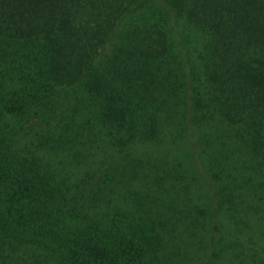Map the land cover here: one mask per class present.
Listing matches in <instances>:
<instances>
[{
  "label": "trees",
  "instance_id": "16d2710c",
  "mask_svg": "<svg viewBox=\"0 0 264 264\" xmlns=\"http://www.w3.org/2000/svg\"><path fill=\"white\" fill-rule=\"evenodd\" d=\"M161 3L0 0V264H204L219 240L156 223L197 225L211 180L210 222L264 255V0Z\"/></svg>",
  "mask_w": 264,
  "mask_h": 264
},
{
  "label": "rangeland",
  "instance_id": "374dc122",
  "mask_svg": "<svg viewBox=\"0 0 264 264\" xmlns=\"http://www.w3.org/2000/svg\"><path fill=\"white\" fill-rule=\"evenodd\" d=\"M151 1L152 4H158L156 6L158 7H163L161 0H149ZM114 41V42H113ZM117 41L112 40L111 43L108 44L106 47L105 51L107 53L110 52L112 45L115 44ZM111 44V46H110ZM196 147L197 149V144L194 143V146L192 148ZM189 150V149H188ZM182 162V167L180 172L185 173L186 175L188 174V170L190 169V162L187 158H182L180 161ZM173 166V165H172ZM156 170V169H155ZM157 173H161V168L157 170ZM199 173H202V170ZM190 179H185L182 181L180 184H177V190H182L185 194H193L196 193L193 188L190 190H185L186 188V183ZM211 180V179H210ZM211 186H208V191L211 192L212 200H205V198L202 196L198 199V201L195 203V205L198 208L203 209V211L211 210V209H216V200H215V194L219 190L218 186H214V183L212 180L209 182ZM224 195H226L223 192ZM234 194L237 198L242 199L243 196H240L238 191L237 193H232ZM211 199V198H210ZM194 206V204L192 205ZM195 206V207H196ZM161 208L164 206H160ZM197 208V209H198ZM200 212L201 210L198 209ZM205 213L204 217L201 215L199 218L201 221L197 223V225H193L192 223L188 222H181V220H177L178 218H175L173 216V213L166 214L164 216H160L157 219V230L156 233L158 236H160L161 243L163 244L162 248L164 247V242H165V233L167 232H172L176 234V246H179L183 251H188L192 253L193 255H198L200 256L202 253V250L204 249L203 246L201 245V239L203 235H211L214 240H219V242L215 245L214 242L210 244V248L205 250L204 253H206V256H204L203 263L204 264H222L221 261L218 259V250L225 248V247H231L235 250V252L238 255V258L232 263V264H264V255L259 254V256L255 253H258L257 250L258 248L252 247L248 243V241L245 238L237 240L235 238V235L233 234L232 231H230L229 227L227 226L226 229L218 231L219 228V219L218 222L214 220V222H210L208 213ZM209 227V228H208ZM175 252V249H174ZM172 249H167L162 251L161 257L163 259H160L161 264H201L200 261L197 260L195 257V260H191L188 258L185 254L181 256V258L178 260L179 262H174L173 258L175 256H171L173 253ZM189 255H192L190 254ZM252 256L256 258V261L252 259ZM194 258V257H193Z\"/></svg>",
  "mask_w": 264,
  "mask_h": 264
}]
</instances>
